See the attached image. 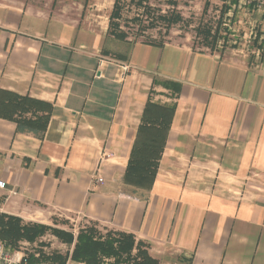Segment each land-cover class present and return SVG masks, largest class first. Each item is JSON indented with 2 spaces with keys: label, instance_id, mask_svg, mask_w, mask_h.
Instances as JSON below:
<instances>
[{
  "label": "crops",
  "instance_id": "crops-1",
  "mask_svg": "<svg viewBox=\"0 0 264 264\" xmlns=\"http://www.w3.org/2000/svg\"><path fill=\"white\" fill-rule=\"evenodd\" d=\"M60 1L0 0V90L53 105L42 136L0 118V212L132 233L161 264H264V65L119 41ZM149 99L176 112L146 191L123 178Z\"/></svg>",
  "mask_w": 264,
  "mask_h": 264
},
{
  "label": "trees",
  "instance_id": "trees-1",
  "mask_svg": "<svg viewBox=\"0 0 264 264\" xmlns=\"http://www.w3.org/2000/svg\"><path fill=\"white\" fill-rule=\"evenodd\" d=\"M144 1L137 0V3L141 6ZM209 6L210 1L207 0L204 10L207 11ZM121 12L120 0H116L108 34L116 40L125 41L129 35L123 32L120 23L116 21L121 19ZM144 13H150L148 7H145ZM159 19L166 24L167 31L182 21L180 14L176 13L169 17L160 16ZM134 20L141 23L138 19ZM152 22L148 26L156 27V23ZM139 28L145 30L146 27L141 25ZM146 43L164 47L160 43ZM52 111L53 105L49 103L0 90V118L15 122L18 132L30 131L42 136L47 130ZM175 112L176 105H161L150 99L147 101L124 174L126 185L146 191L153 188ZM97 227L98 224L93 223L80 229L75 236L71 231L50 229L42 224L24 225L21 218L0 213V242L15 249L20 241L35 242L51 230L62 243L74 246L73 250L65 254L56 251L50 255L40 251L38 256L27 255L26 264H68L69 261L79 264H160L150 253V245L141 240L136 241L134 234L113 230L103 234Z\"/></svg>",
  "mask_w": 264,
  "mask_h": 264
},
{
  "label": "rangeland",
  "instance_id": "rangeland-1",
  "mask_svg": "<svg viewBox=\"0 0 264 264\" xmlns=\"http://www.w3.org/2000/svg\"><path fill=\"white\" fill-rule=\"evenodd\" d=\"M55 1L59 3V0ZM206 1L145 0L139 6L137 0H120L122 16L116 21L120 23L123 32L128 33V38L135 42L166 45L186 40L188 45L196 50L235 54L244 57L251 65H264V13L254 9L252 5L228 6L223 0H209L210 6L205 11ZM60 2L66 5L65 8L68 9L66 15L68 14L70 18L81 19L90 27L101 30L106 24L109 25L116 0H62ZM145 7H148L149 14L144 13ZM172 13L180 14L182 21L167 31L166 24L161 22L159 17H169ZM134 19L140 20L141 23L135 22ZM149 22L156 23V27L150 28ZM141 25L146 27L145 30H140ZM22 221L24 225L36 223L48 226L50 229L71 231L75 236L80 229L93 224V222L82 220L76 222L75 219L64 216H54L51 224L25 222L23 219ZM97 228L103 234L110 231L99 224ZM73 247L62 243L49 230L35 242L20 241L15 249L23 250L26 255L38 256L40 251L49 255L56 251L65 254L72 251ZM172 263L174 262L168 261V264Z\"/></svg>",
  "mask_w": 264,
  "mask_h": 264
},
{
  "label": "built area",
  "instance_id": "built-area-1",
  "mask_svg": "<svg viewBox=\"0 0 264 264\" xmlns=\"http://www.w3.org/2000/svg\"><path fill=\"white\" fill-rule=\"evenodd\" d=\"M228 6L234 7H248L253 6L254 9L264 13V0H223ZM237 2V3H236ZM236 3V4H235ZM119 65L123 72L126 73L130 70V67L126 64ZM93 181L97 184H103L104 178L99 174V171L93 175ZM7 183L0 179V191L6 190ZM27 255L21 249H13L11 246H7L6 243L0 242V264H26Z\"/></svg>",
  "mask_w": 264,
  "mask_h": 264
}]
</instances>
